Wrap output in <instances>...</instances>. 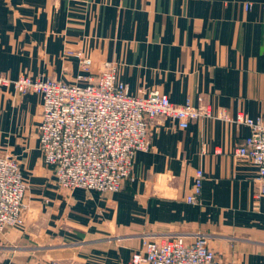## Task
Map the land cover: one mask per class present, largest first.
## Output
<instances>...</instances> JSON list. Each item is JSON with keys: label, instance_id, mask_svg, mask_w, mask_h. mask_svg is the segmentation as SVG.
I'll list each match as a JSON object with an SVG mask.
<instances>
[{"label": "crops", "instance_id": "1", "mask_svg": "<svg viewBox=\"0 0 264 264\" xmlns=\"http://www.w3.org/2000/svg\"><path fill=\"white\" fill-rule=\"evenodd\" d=\"M250 9L245 11L244 5ZM66 51L104 63L131 95L159 91L175 105L202 98L214 116L264 114V0H0V72L72 83ZM41 100L0 87V157L27 185L20 230L0 236V264H128L145 237L196 234L216 259L264 264V197L257 169L233 156L245 125L202 119L181 130L156 119L115 193L57 187L38 147ZM203 172L200 206L185 202Z\"/></svg>", "mask_w": 264, "mask_h": 264}, {"label": "built area", "instance_id": "2", "mask_svg": "<svg viewBox=\"0 0 264 264\" xmlns=\"http://www.w3.org/2000/svg\"><path fill=\"white\" fill-rule=\"evenodd\" d=\"M244 9L248 11L250 5L245 4ZM65 56L77 59L80 67L72 83L49 77L12 80L0 72V87L40 97L38 147L59 189L118 192L123 181L131 179L135 154L149 150L148 132L156 119H169L185 130L196 120L217 118L248 128L249 134L234 149L233 156L256 167V197H264V114L251 119L238 112L231 119L223 114L214 116L202 98L197 105L190 101L175 105L159 91L131 95L118 79L115 63H104L93 78L89 74L90 59L81 52L66 51ZM203 180V172L195 170L185 197L187 204L200 206ZM26 188L19 163L8 156L0 157V236L7 229L23 228V215L28 209ZM185 238L145 237L131 253L128 264H231L216 259L205 235L196 234L190 242Z\"/></svg>", "mask_w": 264, "mask_h": 264}, {"label": "rangeland", "instance_id": "3", "mask_svg": "<svg viewBox=\"0 0 264 264\" xmlns=\"http://www.w3.org/2000/svg\"><path fill=\"white\" fill-rule=\"evenodd\" d=\"M71 52H81V51H71ZM82 53V52H81ZM84 56V55H83ZM85 57V56H84ZM86 58V57H85ZM52 171V170H51ZM65 191H70V190H65ZM22 229V228H21ZM7 230H16V229H7ZM6 230V231H7ZM17 230H20V229H17ZM5 234V232L3 233ZM3 234L1 236H3ZM149 238V237H148ZM154 239H157V238H154ZM160 239V238H159Z\"/></svg>", "mask_w": 264, "mask_h": 264}]
</instances>
